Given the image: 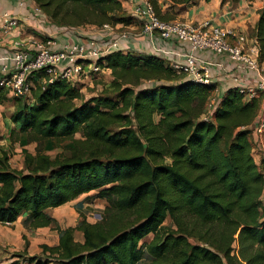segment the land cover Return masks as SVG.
I'll use <instances>...</instances> for the list:
<instances>
[{"label": "trees", "instance_id": "obj_1", "mask_svg": "<svg viewBox=\"0 0 264 264\" xmlns=\"http://www.w3.org/2000/svg\"><path fill=\"white\" fill-rule=\"evenodd\" d=\"M31 1L61 28L138 25L122 0ZM150 1L163 20L198 2ZM253 37L264 68V8ZM98 64L111 77L106 92L80 103L76 85L44 82L43 70L29 77L30 96L13 98L24 166L12 168L0 149V222L25 212L30 232L57 225L46 209L89 192L86 200H106L103 215L90 222L80 213L74 227L59 229L57 245H42L44 257L24 250L9 264H138L144 256L145 264H264V117L259 165L251 152L259 99L235 86L212 101L216 83L192 81L164 58L121 45ZM30 142L34 153L24 148Z\"/></svg>", "mask_w": 264, "mask_h": 264}, {"label": "built area", "instance_id": "obj_2", "mask_svg": "<svg viewBox=\"0 0 264 264\" xmlns=\"http://www.w3.org/2000/svg\"><path fill=\"white\" fill-rule=\"evenodd\" d=\"M123 1L136 17L142 34L153 43L155 51L162 52L164 56H180L181 62H173L171 65L188 79L201 83L213 82L214 75L210 72L212 62L197 55L211 51L217 55H224L237 72L250 70L255 73L256 79L248 85L241 84L240 73L232 75H229L230 71L225 73L236 83V87L245 98L257 97L259 93H264V68L257 60V49L246 48V35L225 30L209 20L201 22L163 20L157 15L150 0ZM19 5H26V1L20 0ZM31 11L39 14L42 22L47 19L37 6H33ZM47 22L49 23L48 19ZM18 23L15 16L4 13L1 29L4 33L11 32L17 28ZM112 28L111 25L104 24L98 38H89L85 42L64 43L59 48L55 46V39L50 36L43 39L40 37L42 35H38L29 41H14L11 54L0 66V89L12 98L28 97L32 92L29 77L39 70L44 71V82L61 78L74 84L71 80L80 76H84L87 81L97 80L103 76L104 70H107L98 64V59L118 49L120 42L129 38L127 32L114 33L111 32ZM156 38L162 42L183 44L186 47L185 51L162 48L155 43ZM218 65L222 66L221 63ZM262 127L263 123L260 122L257 130L261 131Z\"/></svg>", "mask_w": 264, "mask_h": 264}, {"label": "crops", "instance_id": "obj_3", "mask_svg": "<svg viewBox=\"0 0 264 264\" xmlns=\"http://www.w3.org/2000/svg\"><path fill=\"white\" fill-rule=\"evenodd\" d=\"M20 0H0V66L6 61L7 57L11 54L12 43L14 41L23 40L29 41L33 37L38 35L50 36L53 37L56 41V47H61L64 43H77L85 42L89 38H98L101 35V32L97 31H88L85 29H74V31L62 30V28L54 26L47 22V19L43 21L38 15L32 13V7L34 6L31 0H25L26 5L20 6ZM163 1V0H160ZM197 4L187 9L182 10L181 13L177 14V18L180 20L189 21V22H201L204 20H209L212 24L222 27L225 30H232L235 33H242L247 37L246 48L251 49L255 47L258 51V44L253 37V32L255 24L259 17V11L264 8V0H197ZM163 9L167 7V4H164ZM4 13H10L12 16H15L19 23L17 28L13 29L11 32L4 33L1 29L2 16ZM89 26V25H86ZM139 31H134L131 33V36L127 40H122L120 45L122 49H130L132 51L144 52L150 54H156L170 63L181 62L180 56H164L162 52H157L154 50L153 43H150L148 38L142 34L141 27L137 25L136 27ZM155 43L160 45L162 48L166 49H175L178 51H185V46L180 43L174 42H162L156 38ZM197 55L205 60L212 62L210 66V72L214 75L213 82L216 83V95L221 94L224 90L229 87L237 86L235 82L230 80V76L225 73L229 72V75L240 73L241 84L248 85L251 84L255 79L256 75L253 71L250 70H241L237 72L233 69L232 63L226 59L224 55H217L211 51H205L202 53H197ZM218 63H221L222 66H219ZM108 73V70H104V74ZM98 79L105 81L106 77L101 76ZM86 80V79H85ZM9 96L3 91L0 93V148L4 149V130L7 131V134L16 133L18 134V128L15 123L10 119V115L4 117V98ZM10 97V96H9ZM11 100L12 99H8ZM14 106L16 104L15 100L12 101ZM261 106L259 115L256 119L263 120L264 110ZM13 111V110H12ZM261 114V115H260ZM6 134V135H7ZM28 145V144H27ZM26 146V145H25ZM24 146V148H26ZM28 150V149H27ZM30 152V151H29ZM93 194L92 192L82 194ZM76 199V198H75ZM74 200V199H73ZM72 201V200H71ZM66 203L54 207L47 208L46 212L54 217L57 222H61V215L59 214L60 208L65 206ZM82 204V202H81ZM81 208V206L79 207ZM26 215L25 212H21L16 221L13 223H1L0 227H4V231H0V264H9L11 261L15 260L12 256L15 253L26 252L27 256L39 255L41 253V245L55 246L58 244V233H55L54 237L48 232L50 231L49 226H43L36 228L33 232L26 229L22 220ZM80 215V214H79ZM77 220L76 224L78 223ZM75 224V225H76ZM73 227V226H72ZM81 233V232H80ZM23 235L26 236V241L23 239ZM74 235V232H73ZM82 235V233H81ZM148 235L146 237H149ZM152 238V235H151ZM150 238V239H151ZM149 239V240H150ZM75 241L82 242V240L76 239ZM147 240V241H149ZM21 264H30L27 261H21ZM34 264V263H31ZM48 264H54L50 262Z\"/></svg>", "mask_w": 264, "mask_h": 264}, {"label": "rangeland", "instance_id": "obj_4", "mask_svg": "<svg viewBox=\"0 0 264 264\" xmlns=\"http://www.w3.org/2000/svg\"><path fill=\"white\" fill-rule=\"evenodd\" d=\"M122 2H123L124 10H125V15H132L133 16V13L130 10V8L128 7V5L125 4L123 0H122ZM175 11H176L175 8H172V10L169 11V14L171 17L169 19L180 20L181 18H177V12H175ZM133 17H135V16H133ZM57 27H59V26H57ZM112 27L113 28H112L111 32L115 33V32H119V31H125L128 33V37H130L131 33H133L134 31H139V29L136 28L137 25H135L134 23L129 24V25H125L122 22H118L115 25H113ZM76 28L77 29L82 28V29H85L88 31H94L95 33L97 31L101 32V27L99 28V27L90 26V25L89 26L83 25V26H77V27H71V28L63 27L62 30L71 29L70 31H72V29H76ZM102 75L106 77L107 81H109L111 78V77H108V73L104 74V72H103ZM101 80L102 79H97L94 81H87V80H85L84 76H82V77L80 76L78 78L72 79L71 82H73L74 85H76V87L79 88L78 96L75 99V103H80L83 99L90 97L92 95L98 94L102 91L106 92V89H107L106 86L108 85V83H105L106 80L103 82ZM32 90H33V88H32ZM215 90L211 94V97H210V100H212V101H215V99L217 98V95H216L217 92ZM23 98H25V97H23ZM257 98L259 99L260 108H261V106H263L262 110H264V93H259ZM4 99H5L4 100V117L8 118V116L10 115V113L13 110V107H12L14 105V103L12 102L13 98L9 97V96H5ZM8 99H12V101L8 100ZM154 118H155V120H158L159 116L154 115ZM258 121L261 122L262 119H259ZM257 128H258V125H256V126L254 125L253 133L251 135V146H252L251 152H252L254 160L259 165L263 147H262V143H261L262 132L258 131ZM12 131H14V130L10 131L11 134L10 133L7 134V131L4 130V139H5L4 140V150L9 154V163H10L11 167L15 168V169H22L24 164H23V154L21 152V146L18 142L19 132H17L18 134H16V133L12 134ZM80 135H81L80 132L75 134L76 137H79ZM64 143L65 142H63L62 144H64ZM35 146H36L35 142H30L25 147H26V149H28V151H30L31 153H34L35 152ZM0 149H2V148H0ZM58 150L59 149H53V150L45 151V153L50 155V156H54L58 152ZM92 193H95V192H92ZM87 195H91V194H87ZM84 197H86V195H80L76 199L69 201V202H66L65 206L60 208L59 214L62 217L61 222H57V225H52L50 227L51 232H48V234H50L54 237L55 233H58L60 228H64L67 226H70V227L73 226L74 227L77 220L80 217V215H79L80 213L85 215L87 220L90 222H95L101 218V216L103 215L104 207L107 204L106 200L100 199V198H93V197H90L92 199L86 200ZM262 199H264V192L262 195ZM81 202H82V204H81ZM80 206H81V208H79ZM163 223L169 224L170 218L166 217V219L164 220ZM0 231H4V227H0ZM74 237H76V239H78V240H82V235H81L79 230H74ZM150 238H151V235L147 238V240H149ZM23 239L25 240V243H27L25 235H23ZM41 248H42V245H41ZM21 253H23V252H21ZM21 253H15L12 256L16 260L17 259L20 260V259H22V257L17 256V254H21ZM25 256H26V254H25ZM39 256L41 258L44 257V254H42V250H41V253L39 254ZM148 260H149V257L144 256V258L138 264H145L148 262Z\"/></svg>", "mask_w": 264, "mask_h": 264}]
</instances>
